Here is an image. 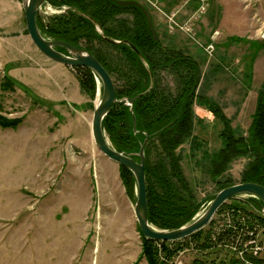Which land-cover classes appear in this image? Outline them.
<instances>
[{
	"label": "rangeland",
	"instance_id": "obj_1",
	"mask_svg": "<svg viewBox=\"0 0 264 264\" xmlns=\"http://www.w3.org/2000/svg\"><path fill=\"white\" fill-rule=\"evenodd\" d=\"M137 1L148 8L161 43L180 49L199 63L201 74L196 91L219 105L234 134L249 141L258 91L264 82V0ZM66 9L46 3L39 15L46 23ZM8 10L0 13V19L25 29L23 12L19 10L18 14L12 7ZM119 17L131 20L132 15L125 12ZM1 32L0 39H5ZM5 48L1 43L0 84L9 72ZM51 63L53 66L44 69L46 83L53 82L60 88L63 82L68 85L72 81L57 95L47 97L40 86H24L16 80L18 87L0 90L1 113L22 119L16 128L0 127V264H147L140 255L142 238L133 210L136 188L133 197L127 195L119 165L95 146L93 153L51 152L52 148H62L54 145L53 139L58 124L66 118L73 120L78 131L75 138L82 146L83 120L91 123L93 107L100 97L97 89L91 108L88 95L79 86V72L71 66ZM160 84L173 87V76L161 72ZM61 94L71 104L58 102ZM80 101L82 104H74ZM193 117V135L199 146L193 151L188 140L177 152L192 191L203 200L218 186L210 178L208 163L201 159V153L212 154L223 148L219 137L223 126L197 104L193 105ZM42 141L45 152L35 153L34 147ZM252 154L233 159L219 180L241 183ZM247 197L237 196V205L263 215L256 204L247 202ZM202 203L197 215L209 204ZM234 210L225 207L214 214L213 223L204 226L202 236L209 232L217 238V234L231 229L236 237H219L222 239L216 248L203 251L195 250L193 239L186 238L178 243L184 246L182 250L165 264H192L198 258L226 264L231 255L242 259L245 252L264 256V224L253 221L244 229L236 219L248 221L246 211ZM256 250L258 254L254 255Z\"/></svg>",
	"mask_w": 264,
	"mask_h": 264
},
{
	"label": "trees",
	"instance_id": "obj_2",
	"mask_svg": "<svg viewBox=\"0 0 264 264\" xmlns=\"http://www.w3.org/2000/svg\"><path fill=\"white\" fill-rule=\"evenodd\" d=\"M45 3L53 7L65 6L67 9L62 14L51 16L46 23L38 13L36 23L40 33L47 39L64 41L85 49L112 77L117 100L134 99L132 112L135 127L130 107L119 102L114 103L103 118L102 128L115 150L129 154L137 161L140 159L137 155L139 148L148 134L144 146V167L147 215L152 226L161 230H172L191 222L202 202L209 203L217 191L234 184L230 180L222 183L219 178L233 159L248 152H253V159L243 171L241 183L251 182L264 186V82L258 91L250 140L246 141L244 137L234 134L230 120L221 112L219 105L196 91L201 74L199 63L180 49L163 45L157 34V39L154 40L145 15L139 8L121 6L112 0H45ZM125 12L132 15L131 20L119 17ZM114 40L119 42H112ZM130 45L140 54L137 55ZM56 49L65 52L62 47ZM74 69L79 72V86L88 95V105L92 108L91 100L95 98L97 89L101 94V86L90 69ZM163 71L173 76V87L160 84V73ZM15 85L18 87L13 78L4 75L0 90H13ZM195 104L211 112L223 126L222 132L219 133L223 148L212 154L207 151L201 153V159L208 163L210 178L218 186L215 192L203 200L198 199L192 191L182 169L181 154L177 152L188 140L192 143L193 151L199 146L196 145L193 135ZM1 109L0 104V127L16 128L22 120L21 117H6L1 113ZM191 155L196 157L194 153ZM195 161L197 163L196 159ZM118 169L127 195L133 197L136 185L132 173L121 165ZM236 197L221 204L215 214L225 207L242 209L246 211L244 214L248 221L238 222L236 219V223H241L244 229L249 228L248 224L253 221L264 224L263 215L255 214L243 205H237ZM247 198V202L252 206L256 204V200ZM213 221L211 219L207 225H211ZM233 221L235 223L234 218ZM204 228L175 241L146 238L138 228L142 238L140 255L147 264H165V260H172L182 250L184 246L180 247L178 243L187 241L186 238L193 239L195 250L203 251L216 248L215 244L222 239L219 237L226 235L230 239L237 235L235 231L225 229L217 234V238L215 233L209 232L202 236ZM196 260L192 264L207 263L201 258ZM245 261L247 263H244ZM254 263L264 264V257L252 256L245 252L242 259L231 255L226 264ZM207 264H211L210 261ZM219 264L225 263L221 261Z\"/></svg>",
	"mask_w": 264,
	"mask_h": 264
},
{
	"label": "water",
	"instance_id": "obj_3",
	"mask_svg": "<svg viewBox=\"0 0 264 264\" xmlns=\"http://www.w3.org/2000/svg\"><path fill=\"white\" fill-rule=\"evenodd\" d=\"M112 1L121 6H135L139 8L145 15L147 26L153 39H157L150 12L141 3L135 0ZM21 3L26 30L35 47L44 56L54 62L71 67H86L90 69L94 73L96 79L99 81L101 86V94L92 112L90 126L92 139L97 150L100 151L105 157L112 160L117 165L125 167L132 173L136 185V199L133 210L138 228L143 236L161 241H174L187 237L208 224L221 204L239 195H248L251 197V199L256 200L258 208L264 214V186L257 183L242 182L230 185L217 191L214 194V198L209 202L208 206L202 211V213L195 216L191 222L186 223L179 228L172 230H161L152 226L148 222L147 215L144 167V146L147 142L148 134L145 135V139L139 148L137 155L140 159L137 161L129 154L115 150L108 141V138L106 137L102 128L103 118L106 116L111 106L114 103L119 102L130 107L133 127H135V117L132 112V102L134 99L129 100L127 98H122L117 100L112 77L101 65V63L85 49L71 45L64 41L47 39L40 33L36 23V16L39 13L41 7L44 5L45 0H21ZM98 29L101 31L100 28ZM112 42L118 43L116 40ZM130 46L137 55L140 54V52L134 46ZM56 47L64 48L65 52L58 51Z\"/></svg>",
	"mask_w": 264,
	"mask_h": 264
},
{
	"label": "crops",
	"instance_id": "obj_4",
	"mask_svg": "<svg viewBox=\"0 0 264 264\" xmlns=\"http://www.w3.org/2000/svg\"><path fill=\"white\" fill-rule=\"evenodd\" d=\"M9 6V7H8ZM12 7L13 9L16 8L19 14L23 12L22 9V3L19 1L14 0H0V13L9 11L8 9ZM11 22H7L4 18L0 19V30L1 33L4 35L3 37L5 39H0V44L3 43L6 45L5 48V57H6V65H9V72L7 75H9L11 78H13L16 81H20L24 86H29L32 84H35L37 86H40L39 89L44 91V94L47 95V97L57 95L59 93V90L61 88L67 89L70 84L72 85V81L70 84L66 85L65 82L64 85L60 88H56L54 83L52 84L46 83V80L44 81V69L46 67L53 66V63H51V59L44 56L32 43L30 37L28 36V33L25 29L21 28L20 24H13ZM2 66V63H1ZM73 86L76 87L75 84ZM74 87V91H75ZM56 88V89H55ZM57 90V91H56ZM49 99V98H47ZM67 102L65 98H63V95L58 98V102L60 101ZM74 104H82L80 102H76ZM61 105V104H60ZM74 112L76 111L73 109ZM62 116H65L64 114ZM83 128L81 129L82 133V139L80 142H82V146H79L77 143V138H75V134L78 133L77 128L75 127V124L73 120L71 119H64L60 124H58L56 128V136H54L53 143L54 145L57 143V145H62V148L60 150H57L55 148H52V153H77L75 151H78L80 153H84L85 151L87 153H93L95 149V145L92 139L91 135V123H87L85 120H83ZM76 129V130H74ZM32 137H35L34 135ZM31 137V138H32ZM56 138V139H55ZM53 145V144H52ZM61 147V146H60ZM34 148L35 153H44L45 152V144L43 141L41 142V145L37 144ZM264 257V256H262ZM123 261V260H122ZM126 262V258L124 259L123 263Z\"/></svg>",
	"mask_w": 264,
	"mask_h": 264
},
{
	"label": "built area",
	"instance_id": "obj_5",
	"mask_svg": "<svg viewBox=\"0 0 264 264\" xmlns=\"http://www.w3.org/2000/svg\"><path fill=\"white\" fill-rule=\"evenodd\" d=\"M50 7V6H49ZM48 6H47V8H49ZM64 10V9H63ZM62 11V10H61ZM254 255H257L258 254V252H257V250L256 251H254Z\"/></svg>",
	"mask_w": 264,
	"mask_h": 264
}]
</instances>
